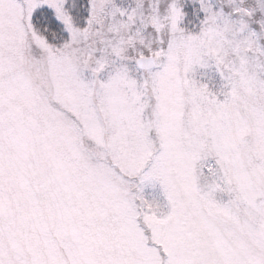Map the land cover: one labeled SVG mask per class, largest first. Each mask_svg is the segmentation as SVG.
<instances>
[{"label":"snow or ice","instance_id":"snow-or-ice-1","mask_svg":"<svg viewBox=\"0 0 264 264\" xmlns=\"http://www.w3.org/2000/svg\"><path fill=\"white\" fill-rule=\"evenodd\" d=\"M0 264H264V0H0Z\"/></svg>","mask_w":264,"mask_h":264}]
</instances>
